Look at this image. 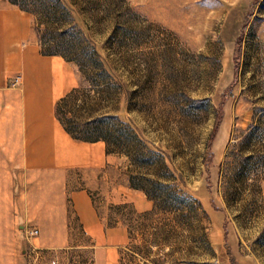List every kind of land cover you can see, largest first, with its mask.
Here are the masks:
<instances>
[{
  "label": "rangeland",
  "instance_id": "rangeland-1",
  "mask_svg": "<svg viewBox=\"0 0 264 264\" xmlns=\"http://www.w3.org/2000/svg\"><path fill=\"white\" fill-rule=\"evenodd\" d=\"M28 1L40 54L78 82L54 114L77 131L106 117L109 162L60 173L1 154L0 264H264V0H60L61 21Z\"/></svg>",
  "mask_w": 264,
  "mask_h": 264
},
{
  "label": "crops",
  "instance_id": "crops-1",
  "mask_svg": "<svg viewBox=\"0 0 264 264\" xmlns=\"http://www.w3.org/2000/svg\"><path fill=\"white\" fill-rule=\"evenodd\" d=\"M30 19L18 5L0 0V156L11 163L4 167L98 174L109 162L105 143L74 139L53 112L58 98L78 84L74 69L59 55L40 54ZM17 71L25 78L14 91L7 78ZM75 193L89 212L83 222L98 227L88 188Z\"/></svg>",
  "mask_w": 264,
  "mask_h": 264
},
{
  "label": "trees",
  "instance_id": "trees-1",
  "mask_svg": "<svg viewBox=\"0 0 264 264\" xmlns=\"http://www.w3.org/2000/svg\"><path fill=\"white\" fill-rule=\"evenodd\" d=\"M38 3L41 5V10H39V13L41 15L42 19H55L57 21H61V15L59 14L60 12V0H37ZM11 3H15L19 5L22 9L26 11H34V8L32 9L29 5L28 0H10ZM42 52L50 53V54H63L66 56L67 59L69 58L67 52L63 51L61 49L58 50H53L51 48H47L46 50H43ZM77 91L76 88H73L70 92L65 94L57 103L56 111L57 114L59 115V110L60 108L63 107V103L68 101V98L72 95L75 94ZM61 120V122L64 124L65 123V128L75 137L76 139H83L87 141H96L99 139H102L108 143L109 141V136L105 133V130L101 128V123H103L104 120H106V117L104 116H99L95 117V119H91L86 121L83 125L82 128L79 129L78 131L75 130L73 127H70L69 125L66 124L65 120L61 118V116H58ZM113 134V133H111ZM212 155V151L209 155V157ZM134 186L138 187V184H134Z\"/></svg>",
  "mask_w": 264,
  "mask_h": 264
},
{
  "label": "built area",
  "instance_id": "built-area-1",
  "mask_svg": "<svg viewBox=\"0 0 264 264\" xmlns=\"http://www.w3.org/2000/svg\"><path fill=\"white\" fill-rule=\"evenodd\" d=\"M19 77H20V75H15V77L13 78V80H12L11 83H12L13 85H15V83L19 81ZM33 231H34V232H37L38 229L36 228V229L33 230Z\"/></svg>",
  "mask_w": 264,
  "mask_h": 264
}]
</instances>
